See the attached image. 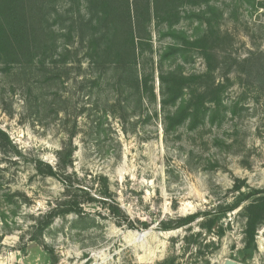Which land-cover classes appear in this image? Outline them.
Here are the masks:
<instances>
[{"label": "rangeland", "instance_id": "1", "mask_svg": "<svg viewBox=\"0 0 264 264\" xmlns=\"http://www.w3.org/2000/svg\"><path fill=\"white\" fill-rule=\"evenodd\" d=\"M171 2L179 14L172 20L175 28L190 36L203 34L205 17L213 18L220 32L213 39L219 60L211 73L198 51L187 62L170 61L167 66H182L190 77L202 76L192 81L197 93H212L220 85L225 90L224 106L214 122L207 118L196 127L185 125L168 139L159 105L157 69L158 101L146 107L148 119L136 95L126 104L120 103L122 97L108 84L94 87L91 93L83 87L82 81L90 79L88 64L83 61L79 69L84 54L79 38L70 42L62 36L71 29L70 5L63 0L48 1V22L43 19L40 25V51L58 47L47 55L46 67L7 70L0 65V128L18 152H0V264L240 261L246 245L243 208L248 203L222 220L226 233L221 242L215 229L204 232L197 245L187 241L202 231V218L175 230L164 231L162 226H175L187 216L215 213L233 204L238 181L245 183L243 191L264 189V78L257 72L263 62L251 68L250 78L247 67L234 63L264 58V0ZM74 18L78 20L77 13ZM167 30V22L154 21L150 27L155 61L173 42L162 35ZM67 42L71 43L67 45L69 55L64 52ZM144 62L150 69V62L141 61V65ZM206 105L214 107L212 96ZM61 151L71 153L63 167L59 166ZM38 162L44 164L43 170L50 166L57 175L39 173ZM106 188L111 197L108 202L101 195L107 193ZM86 193L101 202L85 201ZM76 198L84 209L81 217L62 213L42 234L33 228L51 206L66 201L75 204ZM109 202L118 205L119 214L110 211ZM257 243L258 251L248 264H264V226L258 231Z\"/></svg>", "mask_w": 264, "mask_h": 264}, {"label": "trees", "instance_id": "2", "mask_svg": "<svg viewBox=\"0 0 264 264\" xmlns=\"http://www.w3.org/2000/svg\"><path fill=\"white\" fill-rule=\"evenodd\" d=\"M49 0H0V65L7 70L14 66L29 68L39 66L46 67L47 55L58 50L56 45L51 49L44 48L40 51V25L42 20L48 22L46 5ZM58 1V0H56ZM70 5L68 13L71 14V29L68 34L62 35L70 42L76 37L84 49L83 58L79 61L81 69L83 61L88 64L90 79L82 81L83 87L90 93L94 87L101 88L105 84L116 89L120 98V103H131L136 95L139 101V108L146 119L150 118L146 107L157 104L158 97L155 92V71L158 70L160 84V103L164 136L166 139L175 135L180 128L185 125L196 127L201 121L209 118L214 122L217 113L223 108L222 94L223 86L215 87L212 93L207 90L197 93L193 90L192 81L200 80L202 76H187L182 66L176 68L168 67L172 61L176 63L180 60L187 62L192 57L193 51H198L204 58L210 73L215 62L219 60L215 53L213 39L218 38L220 32L213 24V18H206L207 28L199 36H190L184 30L175 28L172 20L177 19L179 14L171 6V0H63ZM85 5L84 10L82 7ZM209 5V4H208ZM76 7V8H74ZM75 11V12H74ZM85 11V14H83ZM78 15V20L74 15ZM55 14H58V10ZM55 23L56 17L54 18ZM154 21L160 24L167 22L168 30L163 32L164 37H171L173 42L168 44L160 53L158 60L153 56V35L150 27ZM39 25V26H38ZM76 27L78 31L76 32ZM74 33V34H73ZM78 33V34H77ZM78 35V36H77ZM216 38V39H217ZM65 43L64 52L71 54L67 48L71 43ZM70 43V44H69ZM68 45V46H67ZM78 55V53H76ZM258 60V59H257ZM263 65L257 69L258 77L264 78V58L255 61L254 58L235 60L237 67H247L246 76L250 78L252 67L259 61ZM150 62L151 68L145 67V62ZM255 61V62H254ZM157 65V68H156ZM245 71V70H244ZM247 71V70H246ZM110 73H113L110 79ZM94 75H96L94 77ZM264 80V79H263ZM135 92V93H134ZM212 96L214 107H208L206 102ZM126 97V98H124ZM155 115L158 116L157 113ZM16 151L10 136L0 128V152L4 154ZM67 151L59 152L60 167L69 163L71 153ZM37 171L48 176H55L57 173L50 166L47 170L41 167L44 165L38 162ZM245 183L238 181L234 191L238 193L237 198L231 205L213 212L196 213L180 219L175 226L164 223V231L175 230L190 226L200 218L203 219L201 232L191 235L187 241L194 245L199 244V239L203 233H212L221 240L224 238L226 230L221 224L227 214L239 209L245 203L243 210L246 214V245L239 254V262L248 264L253 260L258 251L257 236L259 229L264 226V189H251L243 191ZM107 190V188H106ZM80 189H76V192ZM88 195L91 202H101ZM107 200L111 197L107 193L101 194ZM76 196L77 193H76ZM109 204H111L109 202ZM72 206V207H71ZM110 206V211L114 214L120 213V208L115 203ZM63 207V208H61ZM74 212L80 216L84 209L82 203L77 200L71 202L58 203L50 208L49 214L40 216L37 224L33 226L41 234L46 231L53 222L56 215ZM42 217V219H41ZM147 227L146 224L141 223ZM128 227L134 228V224L129 222ZM36 239V238H34ZM35 241V240H33ZM215 246V242H211ZM55 261V260H54Z\"/></svg>", "mask_w": 264, "mask_h": 264}, {"label": "water", "instance_id": "3", "mask_svg": "<svg viewBox=\"0 0 264 264\" xmlns=\"http://www.w3.org/2000/svg\"><path fill=\"white\" fill-rule=\"evenodd\" d=\"M143 238V235H140L138 237V239H142ZM224 264H242V263H239V262H236V261H233V260H226Z\"/></svg>", "mask_w": 264, "mask_h": 264}]
</instances>
